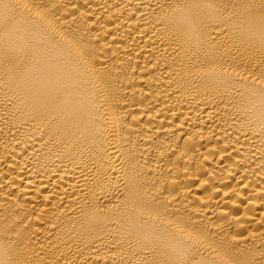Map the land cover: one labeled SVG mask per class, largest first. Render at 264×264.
Segmentation results:
<instances>
[{"label":"bare ground","instance_id":"obj_1","mask_svg":"<svg viewBox=\"0 0 264 264\" xmlns=\"http://www.w3.org/2000/svg\"><path fill=\"white\" fill-rule=\"evenodd\" d=\"M0 264H264V0H0Z\"/></svg>","mask_w":264,"mask_h":264}]
</instances>
